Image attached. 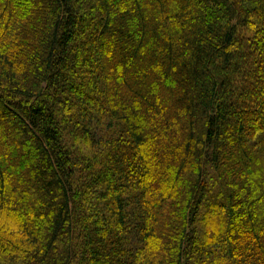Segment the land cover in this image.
I'll list each match as a JSON object with an SVG mask.
<instances>
[{
  "label": "trees",
  "instance_id": "obj_1",
  "mask_svg": "<svg viewBox=\"0 0 264 264\" xmlns=\"http://www.w3.org/2000/svg\"><path fill=\"white\" fill-rule=\"evenodd\" d=\"M0 264H264V0H0Z\"/></svg>",
  "mask_w": 264,
  "mask_h": 264
}]
</instances>
